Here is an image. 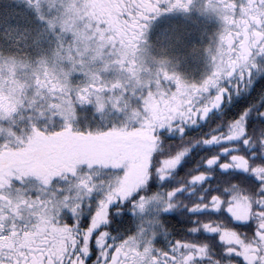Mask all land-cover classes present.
<instances>
[{
	"label": "snow or ice",
	"instance_id": "snow-or-ice-1",
	"mask_svg": "<svg viewBox=\"0 0 264 264\" xmlns=\"http://www.w3.org/2000/svg\"><path fill=\"white\" fill-rule=\"evenodd\" d=\"M23 2L38 28L0 21L9 42L0 46V264H236L215 258L205 243H154L169 236L168 217L182 223L172 211L177 198L208 175L196 171L185 184L146 189L166 182L201 145L220 146L203 161L218 166L219 183L190 210H223L255 229L245 234L209 220L191 231L216 233L224 252L243 264H264V163L234 147L242 142L264 152V129L250 134L245 109L205 135H191L226 96L250 83L254 70L264 71L256 63L264 55V0H203L221 27L205 48L210 69L199 82L149 55L145 40L153 14L187 9L193 0H168L167 8L161 0ZM78 106L119 120L80 130L73 123ZM258 115L264 118V110ZM54 121L62 125L49 130ZM177 139L175 150L169 145L158 156L165 141ZM231 169L251 173L254 190L236 183ZM129 222L134 229L118 230Z\"/></svg>",
	"mask_w": 264,
	"mask_h": 264
},
{
	"label": "flooded vegetation",
	"instance_id": "flooded-vegetation-1",
	"mask_svg": "<svg viewBox=\"0 0 264 264\" xmlns=\"http://www.w3.org/2000/svg\"><path fill=\"white\" fill-rule=\"evenodd\" d=\"M167 5L168 0H161L162 8H167ZM0 21L29 28H38L40 26L33 11L25 5L23 0H0ZM145 23L147 25L145 40L149 55L166 58V67L170 71L178 73L186 81L199 82L203 79L210 69L205 48L211 43L221 27V21L217 15L211 10L204 9L203 0H193V3L187 9L171 8L167 11L162 10L158 15L153 14L152 18L145 21ZM2 28L3 24H0V29ZM8 43L0 36V46H6ZM256 63L258 67L264 68V55H257ZM192 66L198 69L196 74L190 75L183 72L184 69ZM247 88H252L256 98L262 99L259 104L249 105L245 108L253 109L258 116L257 120L252 121L253 124L249 128L250 134L258 133L261 129H264V123H261L264 118L258 115L259 111L264 110V71L254 70L250 83L242 89ZM231 96L235 100L234 93ZM240 97L238 96L237 99ZM229 99L226 96L223 105L216 109L214 113L219 111L226 112L229 109L228 105H226ZM245 109L242 110V113ZM214 113L210 112L209 114ZM55 123L58 124L59 121ZM50 128L53 130L54 126L52 125ZM246 151H248V157L253 163H264V152H261L259 148L256 146L248 147ZM240 171L251 175V173L242 169H239ZM189 240L207 244L215 258L221 261L234 260L236 264H243L241 258L227 255L224 252L223 244L222 248H220V245L215 244L214 236L212 237V244L210 239L207 238H190ZM154 243L158 247H166V236L159 234V238Z\"/></svg>",
	"mask_w": 264,
	"mask_h": 264
},
{
	"label": "trees",
	"instance_id": "trees-1",
	"mask_svg": "<svg viewBox=\"0 0 264 264\" xmlns=\"http://www.w3.org/2000/svg\"><path fill=\"white\" fill-rule=\"evenodd\" d=\"M197 71L198 69H196L195 66H192L190 68L184 69L183 72L192 75L193 73L196 74ZM232 93H234L235 95V100L232 98V96L228 100L226 105H228L229 109L226 112L219 111L214 114H208L205 121L201 122L205 125V127H197V131L192 133L191 135H205L217 124L226 123L229 120L237 118L242 113V110L247 108L249 105H256L259 104V102H262V99L256 98L252 88L242 89L237 93ZM238 96L241 97L237 99ZM77 113V119L73 123L74 127L80 130H84L85 128L90 130H103L104 128L111 126L112 123L118 122L113 120L116 119V117L111 112L104 113V115L109 119L108 121L101 122L100 120H97V116H95L94 109L91 106H78ZM247 118L248 120L255 121L257 120L258 116L255 114V111L253 109H248ZM55 122L56 121L52 122L51 124V126L53 125L54 128H58L62 125L61 122H59L60 125L59 123L57 124ZM44 123L46 122L42 121L41 125H43ZM177 143L178 139L176 141H165V151L159 153L158 156L167 155L169 145H171V150H175V146ZM219 147L220 146L201 145L198 155H196L195 157L192 156V153L190 151L182 160V163L185 164L182 169L174 170L166 182H158L157 184H154L146 189L147 192H156L161 187L166 190L180 184H185L188 177L196 171H205L208 175L207 181L186 187L183 195L177 198L180 201V204L177 205V207L172 211L178 214L179 219L182 221V223H178L175 218L168 217L169 223L166 226L169 228L170 232L169 236H166L167 241L169 237L188 240L190 238H207L210 239V242L212 244V237L214 236L215 244L220 245V248H222L223 245L220 241H218V235L216 233L206 232L202 228H197L195 232L191 231L192 228L197 227V224L199 222H206L209 220L223 221L225 225L245 234H252L254 232L255 224L251 220L245 222L237 221L233 219L228 213L223 212V210H190L191 204L199 202V200L204 196L209 188H212L214 190L216 185L219 183V180L213 179L214 177L218 176V166H207L203 163V161L208 156L217 154L219 151ZM234 147L237 152H240L241 154H244L246 156L249 155L248 151H246V148H248V146L244 145L242 142L235 144ZM229 175L238 176L236 183L240 184L242 188H245L249 191L254 190V185L255 183H257L254 176L247 175L246 173H243L241 171L239 172V169H231L229 171ZM245 177H247L248 179H243ZM162 219L164 218L162 217ZM130 220L131 213H129V221ZM132 229H134V225L129 222L123 225V227L119 228L118 230L126 233L127 231Z\"/></svg>",
	"mask_w": 264,
	"mask_h": 264
},
{
	"label": "rangeland",
	"instance_id": "rangeland-1",
	"mask_svg": "<svg viewBox=\"0 0 264 264\" xmlns=\"http://www.w3.org/2000/svg\"><path fill=\"white\" fill-rule=\"evenodd\" d=\"M113 75H114V74H113ZM108 78H111V76H109ZM76 79L78 80V79H80V77H76ZM92 111H93V110H92ZM111 113H112V112H111ZM112 114H113V113H112ZM113 115H114V114H113ZM95 116H97V120H100L101 122H106V121L109 120L104 114L95 113ZM114 116L116 117V119H113V120L118 121V120H119V117L116 116V115H114ZM59 122H61V121H59ZM51 124H52V122L48 124V127H49V126L52 127ZM50 127H49V128H50ZM50 130H51V128H50Z\"/></svg>",
	"mask_w": 264,
	"mask_h": 264
}]
</instances>
